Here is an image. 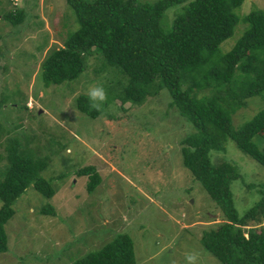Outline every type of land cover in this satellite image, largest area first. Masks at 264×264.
I'll return each mask as SVG.
<instances>
[{
  "label": "rangeland",
  "instance_id": "1",
  "mask_svg": "<svg viewBox=\"0 0 264 264\" xmlns=\"http://www.w3.org/2000/svg\"><path fill=\"white\" fill-rule=\"evenodd\" d=\"M12 7L27 14L18 26L1 18ZM253 9L264 11V0H245L235 13L241 19ZM180 10L166 12L168 24ZM240 25L219 46L221 54L241 36ZM77 28L65 0H0V157L10 138L27 157L48 158L41 176L55 192L47 199L30 186L15 200L0 264H72L118 234L132 239L136 264H186L185 253L191 251L200 253V264H221L200 239L223 216L182 163L181 142L195 129L170 106L168 91L161 89L142 104H122L117 98L126 77L97 56L86 57L76 80L43 86L41 63ZM94 84L106 89L108 99L100 110L91 106L97 111L91 118L78 112L76 98ZM263 108L259 97L248 99L233 114L234 127ZM211 161L236 166L240 179L230 189L242 215L259 198L254 190L264 184V168L232 141L225 151L211 153ZM4 166L2 158L0 171ZM87 166L101 179L92 193L86 190L88 178L76 175ZM45 205L55 216L41 215Z\"/></svg>",
  "mask_w": 264,
  "mask_h": 264
},
{
  "label": "trees",
  "instance_id": "2",
  "mask_svg": "<svg viewBox=\"0 0 264 264\" xmlns=\"http://www.w3.org/2000/svg\"><path fill=\"white\" fill-rule=\"evenodd\" d=\"M244 1L65 0L78 28L40 65L42 84L48 88L76 80L85 71L86 57L97 56L126 77L117 98L122 104H142L161 89L168 91L170 106L195 129L181 142L182 163L223 216L221 223L204 231L200 239L202 247L221 264H264V184L254 190L258 200L240 215L230 189L232 182L240 179L236 166L211 161V153L225 151L226 142L232 141L264 168L260 140L264 139V108L238 128L232 122L233 114L245 108L248 99L264 101V11L253 9L240 19L235 10ZM177 6L181 10L168 24L166 12ZM26 17L25 9L12 7L1 18L18 26ZM240 21L244 31L232 48L221 54L219 46L232 37ZM91 106L86 95L76 98L78 112L94 118L97 111ZM4 150L0 157L5 161L0 171V254L8 248L4 226L14 216L15 200L30 186L47 199L55 193L41 176L48 158L27 157L10 138ZM76 175L88 178V193L101 181L92 166L79 169ZM253 186L247 187L251 190ZM40 213L55 216L51 205H45ZM72 264H136L133 241L118 234Z\"/></svg>",
  "mask_w": 264,
  "mask_h": 264
},
{
  "label": "clouds",
  "instance_id": "3",
  "mask_svg": "<svg viewBox=\"0 0 264 264\" xmlns=\"http://www.w3.org/2000/svg\"><path fill=\"white\" fill-rule=\"evenodd\" d=\"M86 96L91 105L100 110L108 99L106 89L102 85H91L89 86ZM186 264H200V253L191 251L185 253Z\"/></svg>",
  "mask_w": 264,
  "mask_h": 264
}]
</instances>
